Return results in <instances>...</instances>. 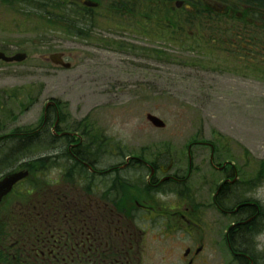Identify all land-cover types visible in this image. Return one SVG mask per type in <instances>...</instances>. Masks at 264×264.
Instances as JSON below:
<instances>
[{
  "label": "flooded vegetation",
  "instance_id": "af4514ba",
  "mask_svg": "<svg viewBox=\"0 0 264 264\" xmlns=\"http://www.w3.org/2000/svg\"><path fill=\"white\" fill-rule=\"evenodd\" d=\"M0 2L42 16L44 35L91 37L99 16L114 22L119 16L195 54L186 65L218 66L229 87L264 103V0ZM51 53L69 60L65 51ZM45 62L54 66L50 55ZM54 102L43 111L41 129L51 139L43 173L34 172L35 158L17 157L16 132L11 144L9 132H0V181L28 173L0 197V264H214L211 243L224 246L232 264H264V248L254 242L264 227L263 207L252 196L256 163L243 177L244 164L221 158L211 142L201 144L205 158L187 146L186 172L172 158L101 148L96 125L90 131L77 130L81 120L65 125L69 119Z\"/></svg>",
  "mask_w": 264,
  "mask_h": 264
},
{
  "label": "rangeland",
  "instance_id": "374dc122",
  "mask_svg": "<svg viewBox=\"0 0 264 264\" xmlns=\"http://www.w3.org/2000/svg\"><path fill=\"white\" fill-rule=\"evenodd\" d=\"M5 5L0 2V49H24L28 58L0 63V132L38 127L44 104L54 99L69 119L65 125L79 120L89 130L92 122L96 125L101 148L106 143L116 152H140L148 160L172 158L183 172L187 146L195 140L213 143L218 156L238 168L237 162L244 164L243 177L264 159V103L229 87L218 66L186 65L195 54L150 39L148 32L149 37L120 22L117 14L115 22L99 16L91 37L44 35L45 23L22 14L24 5H18V12ZM55 50L68 54L69 69L46 64V55ZM146 113L159 117L165 127H152ZM82 126L80 121L77 130ZM192 148L195 157H207L201 145ZM47 153V147L33 149L28 157L38 161ZM252 188L264 210V177ZM261 231L254 241L259 250L264 248V227ZM217 247L210 245L214 264H232L224 246Z\"/></svg>",
  "mask_w": 264,
  "mask_h": 264
},
{
  "label": "trees",
  "instance_id": "16d2710c",
  "mask_svg": "<svg viewBox=\"0 0 264 264\" xmlns=\"http://www.w3.org/2000/svg\"><path fill=\"white\" fill-rule=\"evenodd\" d=\"M25 10L27 8H24ZM43 10V8H41ZM41 9L36 11V13H41ZM67 23L69 20H66ZM80 124V123H79ZM78 124V125H79ZM82 127L83 131H90L88 128H86V123L85 121H82ZM30 130L28 128H24L19 131L17 138H13L14 140H17V157L19 159L27 158L28 156L31 155V151L37 150L39 148H44V147H50L51 144L49 143L51 139L48 138V134L44 129H41L38 132H35V134L30 135ZM7 141L9 144L12 143V136L7 137ZM12 147H14V143L12 144ZM11 147V148H12ZM9 151H10V146H9ZM34 165H36V170H40L43 167V162L41 158L39 160L34 161ZM39 167V168H38ZM262 172V170H261ZM260 172V174H261ZM235 195V194H234ZM242 236H249V231L244 230L241 233Z\"/></svg>",
  "mask_w": 264,
  "mask_h": 264
},
{
  "label": "water",
  "instance_id": "95a60500",
  "mask_svg": "<svg viewBox=\"0 0 264 264\" xmlns=\"http://www.w3.org/2000/svg\"><path fill=\"white\" fill-rule=\"evenodd\" d=\"M25 58H26L25 53H16L11 57H6L4 55V53L0 52V59H2L4 61H14V60L15 61H22ZM50 59L55 64H61L64 68L70 67L69 63H64L62 60H60V54H52V55H50ZM146 118L155 127L162 128L165 126L164 122L154 115L147 114ZM25 176H26V172L20 171L18 173H13V174L9 175L8 177H6L5 179H3L0 182V197L4 193H6V191H8L15 182L19 181L20 179L24 178Z\"/></svg>",
  "mask_w": 264,
  "mask_h": 264
},
{
  "label": "bare ground",
  "instance_id": "6f19581e",
  "mask_svg": "<svg viewBox=\"0 0 264 264\" xmlns=\"http://www.w3.org/2000/svg\"><path fill=\"white\" fill-rule=\"evenodd\" d=\"M10 146V145H9ZM9 146L7 147V146H5L6 148H4V151H7V149H9Z\"/></svg>",
  "mask_w": 264,
  "mask_h": 264
}]
</instances>
